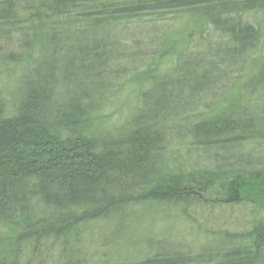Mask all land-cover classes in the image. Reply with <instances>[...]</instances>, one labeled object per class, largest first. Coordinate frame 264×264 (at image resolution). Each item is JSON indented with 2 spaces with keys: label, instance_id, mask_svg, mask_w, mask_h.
<instances>
[{
  "label": "trees",
  "instance_id": "16d2710c",
  "mask_svg": "<svg viewBox=\"0 0 264 264\" xmlns=\"http://www.w3.org/2000/svg\"><path fill=\"white\" fill-rule=\"evenodd\" d=\"M255 8L264 0H0V40L12 33L20 41L19 52L0 55L12 77L0 95V222L21 229L0 243V251L12 246L9 264H264L261 207L245 202L249 227L220 233V249L192 252L167 238L132 240L144 251L112 260L106 249L127 238L136 208H172L196 221L199 194L216 182L264 174V69L251 78L252 93L199 111L259 52L261 30L243 19ZM179 12L199 16L163 33L154 51L173 66L133 75L137 111L111 128L99 104L122 74L110 66L135 60L119 36L137 20ZM82 238L98 258L74 257Z\"/></svg>",
  "mask_w": 264,
  "mask_h": 264
},
{
  "label": "rangeland",
  "instance_id": "374dc122",
  "mask_svg": "<svg viewBox=\"0 0 264 264\" xmlns=\"http://www.w3.org/2000/svg\"><path fill=\"white\" fill-rule=\"evenodd\" d=\"M245 14V16L243 15V19L248 23L258 25L261 30L262 36L260 37L261 46L259 52L256 51L250 56L249 68L248 70L244 69V74L240 71L227 74V78L218 86L220 88L214 92L213 97L206 98L199 105V111L201 112L203 110L200 113L201 115L205 114V112L210 113L207 108L220 105V103L225 101L224 98L229 99L230 96L233 100L235 96L241 93V90L243 94L248 92L252 93L257 87L256 85H258L251 78L258 70L264 69V9H250ZM197 16H199L197 13H188V15L180 12L168 13L156 21L151 18H145L146 20H137L127 25L128 30L123 32L118 40L122 43L120 47L128 51L127 54L129 57L135 56L131 58V61L133 59L135 60L132 62H130V59H128L129 61L123 60V64L113 66L114 68L110 66L109 70L112 71V74L122 75L118 79L112 80L111 88L105 93L102 101H100L99 105L101 108L99 114L101 120L104 119L106 124L111 128H121L125 125V122H128L132 118L138 107V89L137 86H134L137 81L133 79L135 78L134 76L144 71H158L161 68H171L173 64L161 58L163 54L159 55V52L154 53L159 48L160 42L157 41L163 39V33H166L165 35L167 36L180 31L184 25L196 21ZM187 32L185 31L184 33L186 37H189L187 42L197 43V35H194V33L188 34ZM202 33L205 36H209V27L203 28ZM19 45L20 41L11 33L7 39L0 40V55L5 56L11 52H19ZM250 71L254 73H250ZM10 73V67L0 64V95L3 97L12 90V85L8 81L10 79L8 78ZM174 74L175 72L173 71L172 76ZM238 75L240 76L239 79H237ZM238 91L240 92L237 93ZM258 93L264 97L263 88L259 89ZM254 104H257V102ZM194 113L196 112H190V114ZM186 128H189L188 125ZM188 132L189 130L187 129L186 132L181 131L180 133L183 135L185 133L188 134ZM253 155L254 157L262 156L257 154ZM189 159L194 161L196 160V156L191 154ZM199 197L204 207L201 211L193 214L196 221L187 220L177 210L172 208L157 206L141 209L136 208L127 220V229L124 232L127 238L114 240L116 242L115 246L110 245V248L107 246V251H111V253L110 251L108 253L110 259H116L118 256L125 255L124 253L127 251L130 250L132 252L137 250V248L144 251L143 245H136L137 247L134 249L131 246L132 240L134 243L136 241L138 243L142 238H167L171 242L176 243L177 246L179 245V248L184 250L189 249L192 252H197L201 249L208 251L220 249L224 247L221 246L223 244L221 243L220 233L224 234L228 229H235L234 231L239 233L249 227L248 221L245 222L244 219L248 216L251 217V215L249 214L248 207H242L244 202L254 204L255 207H261V214L264 221V174L262 173L243 175L240 178H235L231 175L222 181L216 182L213 188L204 194H199ZM222 203H234L233 205L235 206H228L226 208L221 205ZM238 203L242 204L239 205ZM206 206H213V209L209 211L211 208ZM20 232L21 229L19 227L6 222H0V243L13 241ZM89 240L88 238H82L80 242L74 244V257H86L89 260L92 257L94 259L99 257L98 253H96V244L91 243ZM2 249L0 251V264H9L13 250L12 246L5 244ZM77 250L80 252H77Z\"/></svg>",
  "mask_w": 264,
  "mask_h": 264
}]
</instances>
